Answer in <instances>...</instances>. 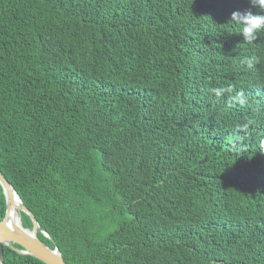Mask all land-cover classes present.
Wrapping results in <instances>:
<instances>
[{"label": "trees", "instance_id": "trees-1", "mask_svg": "<svg viewBox=\"0 0 264 264\" xmlns=\"http://www.w3.org/2000/svg\"><path fill=\"white\" fill-rule=\"evenodd\" d=\"M247 10L0 0V171L66 264H264V31L231 20ZM3 264L44 263L4 246Z\"/></svg>", "mask_w": 264, "mask_h": 264}, {"label": "water", "instance_id": "water-1", "mask_svg": "<svg viewBox=\"0 0 264 264\" xmlns=\"http://www.w3.org/2000/svg\"><path fill=\"white\" fill-rule=\"evenodd\" d=\"M0 186L5 196V213L0 220V264H3V247L6 246L16 250L21 255H29L44 264H66L58 251V248H49L37 237L38 231L45 237L49 235L40 228L33 214L21 202L11 184L4 178L0 171ZM13 210L17 215V222L8 221V213ZM18 212L28 215L32 222L31 230L25 229L21 225ZM16 244L20 250L13 247Z\"/></svg>", "mask_w": 264, "mask_h": 264}, {"label": "clouds", "instance_id": "clouds-1", "mask_svg": "<svg viewBox=\"0 0 264 264\" xmlns=\"http://www.w3.org/2000/svg\"><path fill=\"white\" fill-rule=\"evenodd\" d=\"M249 3L251 8L259 11H234L231 13V20L240 27L239 34L242 35L243 41L253 43L258 33L264 31V0H249ZM219 94L217 91V95Z\"/></svg>", "mask_w": 264, "mask_h": 264}, {"label": "bare ground", "instance_id": "bare-ground-1", "mask_svg": "<svg viewBox=\"0 0 264 264\" xmlns=\"http://www.w3.org/2000/svg\"><path fill=\"white\" fill-rule=\"evenodd\" d=\"M8 221H10V223H16L17 222V215H16L15 211L11 210L8 213Z\"/></svg>", "mask_w": 264, "mask_h": 264}]
</instances>
